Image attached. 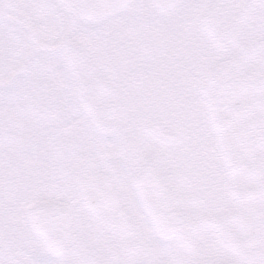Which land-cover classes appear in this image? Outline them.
Segmentation results:
<instances>
[{"label":"flooded vegetation","instance_id":"1","mask_svg":"<svg viewBox=\"0 0 264 264\" xmlns=\"http://www.w3.org/2000/svg\"><path fill=\"white\" fill-rule=\"evenodd\" d=\"M30 1L26 13L43 28L30 29L37 45L32 39L15 73L28 79L23 102L29 77L37 80V99L23 106L46 112L51 127L0 136V264L41 263L42 238L27 214L54 204L69 208L63 254L71 257L78 240L103 264H236L211 228L235 203L264 200V162L245 152V143L264 150V0H131L97 23L59 0ZM225 139L237 147L226 160ZM18 148L36 160L26 171L39 168L40 184L24 175ZM84 180L87 199L77 187ZM143 205L158 206L167 241Z\"/></svg>","mask_w":264,"mask_h":264},{"label":"water","instance_id":"2","mask_svg":"<svg viewBox=\"0 0 264 264\" xmlns=\"http://www.w3.org/2000/svg\"><path fill=\"white\" fill-rule=\"evenodd\" d=\"M100 1L101 3L99 0H61L66 7L75 8L80 18L91 23L116 14L113 10L117 8L114 6L117 0ZM143 207L156 235L165 241L168 235L159 220L158 206ZM67 211L65 207L52 206L40 207L31 213V216L36 214L35 219L32 217L33 228L42 234L44 248L53 254H59L64 247L69 227ZM216 231L223 247L239 258L237 264H264V203L252 199L238 203L233 209L223 213L216 224Z\"/></svg>","mask_w":264,"mask_h":264},{"label":"rangeland","instance_id":"3","mask_svg":"<svg viewBox=\"0 0 264 264\" xmlns=\"http://www.w3.org/2000/svg\"><path fill=\"white\" fill-rule=\"evenodd\" d=\"M23 1H29V0H12L10 13L16 16L17 18H23L24 20H26V22L29 24V26L34 31L36 30L38 33H40L39 30H42L43 27L37 26L36 18L32 14L34 13L33 11H28L26 13V9H29L31 7L25 3L22 4ZM2 2L3 0H0V8H1ZM42 3H43L44 8H49V6L46 5V1L44 2L43 0ZM0 15H1V11H0ZM51 28L52 26H49L48 30ZM20 38L21 39H19L16 36L15 29L10 26H7L6 23L2 20V17L0 16V135L2 136L6 135V136H12V137H16V136L20 137L19 128L23 123H26L27 125L31 127H34V126L37 127L38 124L40 126H47L46 124L48 123V121H50V117L48 116L46 118L40 117L42 116L40 115L41 111L37 113V111L28 110V112L24 111L22 113L20 111H17L20 109L15 108L16 105H19V100L17 99V96L19 95L20 83L13 80L12 78L16 77L15 72L20 69L21 61L24 60L25 58L24 55L26 51L28 50V47H26L28 43L26 36L21 35ZM35 67L37 68V65L32 64L29 71L33 72ZM31 78H32V75L29 77L30 79L29 83L31 84L25 94H29V92L32 90H37V80L36 79L31 80ZM22 94H23V90H22ZM35 95H37L36 92H35ZM37 114H39V117H40V120L38 122L36 120ZM32 116H34L35 118H32ZM49 127L51 126L49 125L46 128L49 129ZM63 128L65 132H67L68 128L65 126ZM18 139L22 140L20 138ZM3 151L5 150L3 149ZM60 160L61 158H59V161ZM24 161L26 162L27 158H25ZM75 164H76V160L74 159L73 165ZM205 164L207 165V167H213V165H211L210 162H205ZM26 168L27 167L25 166L24 175L25 176L31 175L34 179H37V182L40 180L38 182L40 184L41 182L40 174L41 173L40 174L38 173L39 168H37V171H36L37 175L35 174V172L28 173L26 171ZM56 192H58L59 196H63L61 193L68 194L71 191H70V187L67 185V187L64 188L63 190H58ZM44 193L45 192L43 191L42 192L43 198H46L44 196ZM50 196L51 195L48 194L47 198H51ZM228 206L230 205L228 204ZM74 242H75L74 249H76L77 252L75 251V255L73 257H71L70 255L72 252L71 250L69 251V254H65L59 261H51L49 259L43 258L44 251L42 250L41 252L42 259H41L40 264H103L104 259H100V261L98 262V260H93V256L86 255L87 249L89 248L88 245H84L82 241H78V240H74ZM71 245L73 247V243ZM176 249L174 250V252L173 250H170V253L171 255L173 254V256L175 255L176 261H177V256L175 254ZM167 250L169 251V248H167ZM173 261H175V259Z\"/></svg>","mask_w":264,"mask_h":264}]
</instances>
